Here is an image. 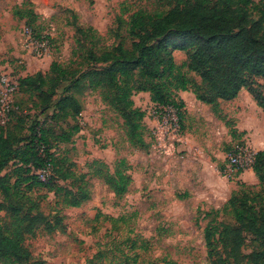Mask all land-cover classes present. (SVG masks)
<instances>
[{"label":"rangeland","instance_id":"374dc122","mask_svg":"<svg viewBox=\"0 0 264 264\" xmlns=\"http://www.w3.org/2000/svg\"><path fill=\"white\" fill-rule=\"evenodd\" d=\"M156 1L0 0V72L19 82L31 74L48 73L55 61L67 65L77 60L73 51L82 38L77 27L95 30L82 39L98 53L122 40L128 45L126 29H117L116 18L124 15L128 20L139 9L153 11ZM17 9L32 10L36 17L22 19L15 15ZM29 37L46 43L43 57L26 48ZM174 58L181 65L187 52L175 50ZM258 82L262 87L256 88L264 92L263 81ZM242 91L237 97L240 101L220 102L219 114L187 91L182 98L184 119L182 123L177 120V126L171 125V108H158L148 93L135 95V106L145 112L147 149L130 144L118 114L102 101L99 91L87 85L80 92L73 91L82 106L80 117L74 120H54L53 110L41 115L38 93L18 92L6 129L20 126L22 130L15 134L22 136L37 115L39 128L46 131L41 134L48 142V154L64 161V167L75 174V179L58 184L74 192L79 187L88 192L81 206L69 207L63 203L64 192L26 191L23 185L25 198L38 201L46 217L62 219L57 231L48 233L41 228L26 239L31 259L24 264H212L204 241L206 226L213 220L233 223L221 213L233 192L241 188L260 191L257 185L227 179L220 173L227 154L246 144L238 122L247 98H254L249 90ZM95 162L105 164L111 172L125 168L132 180L128 192L117 197L96 174L100 168L106 169ZM15 168L11 164L5 170L12 175L10 183L16 180ZM2 201L5 197L0 192ZM0 216L8 220L4 212ZM247 239L246 254L257 248L251 237Z\"/></svg>","mask_w":264,"mask_h":264},{"label":"trees","instance_id":"16d2710c","mask_svg":"<svg viewBox=\"0 0 264 264\" xmlns=\"http://www.w3.org/2000/svg\"><path fill=\"white\" fill-rule=\"evenodd\" d=\"M156 4L157 9H139L128 20L124 15L116 18L117 29H126L128 45L122 40L98 53L82 39L95 30L77 27L82 37L73 51L77 60L67 65L55 61L48 73L21 78L17 93H38L41 115L53 110L54 120H74L80 117L82 106L73 91L80 92L87 85L99 91L102 101L118 114L128 141L139 149L149 147L145 112L133 100L139 93H148L158 107L175 109L180 123L186 107L179 95L182 91L192 92L219 114L220 102L232 101L247 89L264 112V92L256 88L262 87L258 79L264 83V0H157ZM16 14L22 19L36 17L32 10L17 9ZM175 50L187 52L181 65L175 62ZM34 118L22 136L15 134L22 130L20 126L6 129L10 121L0 126V192L5 197L0 213L8 219L0 216L1 264L28 263L31 253L26 239L41 228L53 233L61 226L60 217L50 220L38 201L25 198L27 190L64 192L63 203L69 207H79L88 199L85 188L74 192L58 184L75 179V174L64 167V161L48 154V142L41 134L46 131L39 128L38 116ZM11 164L16 166L14 183H10L12 175L5 173ZM95 164L106 169L96 174L117 197L128 192L132 180L125 168L111 172L105 164ZM252 169L260 191L241 188L233 192L221 211L233 223L213 220L204 230L212 264H264V151L255 154ZM38 172L49 173L46 181H41ZM248 237L257 248L246 254Z\"/></svg>","mask_w":264,"mask_h":264},{"label":"built area","instance_id":"2783aa9c","mask_svg":"<svg viewBox=\"0 0 264 264\" xmlns=\"http://www.w3.org/2000/svg\"><path fill=\"white\" fill-rule=\"evenodd\" d=\"M26 48L31 54L43 57L47 50L45 42H34L27 40ZM19 82L14 80L8 73L0 72V126H6L10 120V113L13 109L14 97L18 91ZM158 107V106H157ZM161 108V107H158ZM162 114V110H159ZM157 113V112H155ZM171 125L177 126V111L171 107ZM179 121V120H178ZM254 152L245 144L235 147L227 154L226 164L220 171L221 175L227 179L239 180L242 173L251 169L255 158ZM41 181H46L48 172H38Z\"/></svg>","mask_w":264,"mask_h":264},{"label":"crops","instance_id":"0c3cea01","mask_svg":"<svg viewBox=\"0 0 264 264\" xmlns=\"http://www.w3.org/2000/svg\"><path fill=\"white\" fill-rule=\"evenodd\" d=\"M186 92L187 91L180 92V97L183 98ZM239 95H242V93ZM238 100L240 101L241 98H237V101ZM247 100L248 103H246V106L243 108V115L238 122V129L240 132L245 133L244 139L246 140V145L252 152L257 153L264 151V112L254 100L251 98H247ZM239 181L251 186H256L259 183L252 168L244 171ZM235 189L236 188H234V190Z\"/></svg>","mask_w":264,"mask_h":264}]
</instances>
